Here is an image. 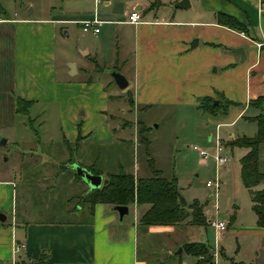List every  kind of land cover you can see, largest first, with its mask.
Segmentation results:
<instances>
[{
	"label": "crops",
	"instance_id": "obj_1",
	"mask_svg": "<svg viewBox=\"0 0 264 264\" xmlns=\"http://www.w3.org/2000/svg\"><path fill=\"white\" fill-rule=\"evenodd\" d=\"M88 1L93 9L86 6ZM178 1L180 0H174L173 3ZM190 3L191 6L187 9L172 7L168 10L161 7L164 4L162 0H103L99 3L96 0H63L64 7L61 10L55 11L53 7L50 14L38 16H35L36 6H30L28 3L24 10L25 3L22 0L17 3L18 12H15L14 16L0 3V64L3 59L7 61V72L3 77L0 75V85L5 87L8 76V87L12 94L7 103L8 116L14 118L22 112L16 109L17 103L24 102L27 105L29 102V109L34 110L38 104L55 100L53 92L64 88L70 91L73 87H83L84 91H95L100 87L105 93V100H110L105 88L109 83L98 80L95 75L104 69H115L127 78V87L133 84L138 90L141 89L134 104L130 102L131 113L136 103L140 102L139 99L149 107L153 103L152 97L156 95L168 97L164 101L175 102L177 97L184 98L187 94L191 102L196 99L197 107L199 99L203 97L215 99L220 96L223 100L232 101L233 105L228 107V116L211 114L217 117L215 119L218 127L234 125L242 118L255 121L253 118L260 113L247 115V112L252 109L260 111L261 108L252 106L251 101L264 95V0H190ZM134 10L141 14L139 24L128 22L129 14ZM218 12L234 16L247 26V30L240 31L218 23ZM94 18L101 21L100 31L85 32L81 21ZM70 26H74L71 28L78 33L83 31L86 35H91L97 44L93 50L80 49L81 63L69 62L66 70L68 77L61 79L57 64L59 32L65 30V35L70 36L73 30ZM195 40L197 46L192 48L191 44ZM213 45L242 47L245 49V60L241 61L239 54L225 53V46L222 50L214 49ZM71 64L75 65L74 69L70 67ZM215 64L224 69L220 76L211 71L212 74L209 73ZM219 67L215 70L216 73L219 72ZM80 73L91 76L82 79L83 83H74L70 77H77ZM115 84L117 85L116 82ZM240 86L243 87L241 92L238 91L242 107L238 108L237 98L231 94L233 88L230 89V94L223 88ZM215 101L219 103L220 100ZM29 109L27 113L30 112ZM107 111L102 113L111 136L105 141L110 142L116 137V131L123 132L126 128L123 129L120 125L119 130L117 127L112 129L108 119L112 116H107ZM121 112L123 115L129 113L127 106H123ZM230 112L232 115H229ZM232 116L233 120H229ZM146 127L147 130L150 129L147 125ZM135 130H138L137 127ZM80 135L83 137L81 141L84 148L91 142H101L94 139L91 141V133L81 134L79 128L76 136L69 137L65 133L66 149L72 152V145L77 143ZM229 136H233V133L230 132ZM237 138L233 137L232 140ZM66 141L73 148H69L65 144ZM235 148H232L233 151ZM247 152L248 149L242 157ZM75 161L85 166L96 162L84 164V160L80 158ZM203 162H208V159H203ZM235 169L238 171L237 177L241 186V162L235 164ZM64 174H55L54 178L60 180ZM75 178L67 182V190L61 195H58V191L62 185L57 182L44 187L40 185V180L35 183L34 178V182L31 180L33 183L25 185L26 189L21 191L19 178L8 179L5 175L0 178V211L9 204L8 201L5 202L7 195V199L11 196L8 210L12 212L11 223L0 224V263L12 264L15 261L16 264H138V232L131 230L130 238L122 235L125 228L118 223V211H106V207L112 205L99 203L92 214L84 205H77L74 210L69 207L75 198L80 194L83 196L86 190L84 187L83 191L80 189L78 193L73 192L75 187L82 188L86 184L83 179ZM19 193L18 208L13 196L16 194L19 198ZM140 211L142 213L143 210ZM204 213L209 223L211 217L205 205ZM84 214L87 217L84 218ZM137 216L139 225L142 215ZM7 218L0 221L5 223ZM250 229L247 231L253 235L260 234L264 237V228L258 225V218L257 226ZM199 241L206 243L204 240ZM16 243L25 245L18 254H15ZM219 249L222 252L220 245ZM223 255L230 260L226 252H223ZM197 260L195 257V260L188 264H194ZM232 260L234 259L230 261ZM220 263L218 260L217 264ZM249 263L258 264L255 260Z\"/></svg>",
	"mask_w": 264,
	"mask_h": 264
},
{
	"label": "rangeland",
	"instance_id": "obj_2",
	"mask_svg": "<svg viewBox=\"0 0 264 264\" xmlns=\"http://www.w3.org/2000/svg\"><path fill=\"white\" fill-rule=\"evenodd\" d=\"M22 1L25 3L24 10L28 3L30 6H36L35 16L50 14L53 7L55 11L64 7L63 0ZM162 1L164 4L161 7L168 10L175 7L177 3H173L174 0ZM18 2L19 0H0L1 5L8 10L11 16L18 12ZM86 6L93 9L90 1L86 3ZM27 11H29V8H27ZM71 27L74 26H70V29H73ZM96 44L97 41L83 31L78 33L73 29L70 36L65 35V30L60 31L57 50L59 77L61 79L68 77L66 70L69 62L81 63L82 54L80 49L87 50V48H91L93 50ZM213 46L214 49L221 48L222 50L225 46V50H223L225 53L229 55L234 53L230 50L233 47L227 48L226 45ZM215 60H218V58H215ZM87 61L85 63L89 64ZM1 64L0 75L3 77L7 72V61L3 59ZM218 67L219 65L215 64L211 67L209 73L213 72V74L220 76L224 69L219 67V72L216 73L215 70ZM90 76L91 74L80 73L79 76L70 78L75 81L74 83L79 84L83 83L82 79ZM237 76L241 81L240 74ZM95 77L107 84L109 83L108 87H105L110 96L109 101L105 100V93L102 90L103 88L100 89V87H97L95 91H84L83 87H73L70 91L64 88L53 92L52 96L55 100L52 102L38 104L34 110L29 109L31 113L17 112L18 115L10 118L7 114V103L12 94L10 87H8L9 78L7 76L5 87L0 85V178L3 175L8 179L19 178L21 191L26 189L25 185H31L34 178L35 183L40 180V185L44 187L57 182L60 186L62 185L58 191V195H61L65 194L67 190V182L77 177L75 171L69 168V162L72 164L78 163L79 161L76 162L75 160H79V158L84 160V164L97 161L98 165L103 168L104 179L107 174L119 172L121 168L139 178L152 176L149 167V159L152 158L155 168L161 171L163 176L169 179L177 177L181 194L188 203L195 200L201 201L206 206L208 215L211 218L218 215V217L224 219L228 223V229L218 236L211 225L205 228L193 227L186 223L174 226L138 225L137 214L142 215L149 205L142 206V209L131 206L132 210L123 218L119 217L120 215L118 216V223L125 228L124 234H122L124 236L130 238L131 230H135V233L138 232V264L193 262L195 260L194 256L187 253L178 254L179 249L183 247L182 243L192 240H204L213 252L216 245H220L222 252H220L218 260L221 263L234 259L246 263L255 260L258 264H264V237L260 234L253 235L252 232L247 231L251 230L252 226H257V216L253 210L251 194L245 186L239 185L238 171L234 170L235 164L240 163V159L247 149L232 145V142L236 140H232L233 137H255L258 131L257 122L242 118L234 125H220L218 127L217 119H215L217 117L203 111L199 106L197 107L195 104L196 99H192L191 102L187 94L184 98L177 97L175 102L164 101L168 99L166 96H153V103L149 107H147V103L139 99L140 102L136 103L131 113L130 107L132 105H130V102L135 100L141 89L138 90L133 84L131 87L121 89L115 84V80L107 69L101 70L100 74L95 75ZM231 88H233L231 94L237 98L238 105L236 106L238 108L242 107L239 92L242 91L243 87H225L223 89L227 94H230ZM215 99H219V102L223 105L227 102L220 96ZM123 106H127L129 113L123 115L121 112ZM15 107L17 110H23L26 104L24 102L17 103ZM104 110H108L107 116H112V118H108L112 129L117 127V130H119L120 125H123L126 121V130L123 132L116 131V137L114 136V139L110 142L105 141L111 136L107 126L108 123L102 113ZM261 110L264 112V104L261 106ZM261 110H249L247 115L260 113ZM227 113L228 111L222 114L218 112L220 117L222 115L228 116ZM229 115H232V113L230 112ZM119 118L122 120H119ZM233 118L232 116L229 120H233ZM145 124L150 128L146 131L145 136L148 139L146 140V143H149L148 146L140 139V128L142 125L146 127ZM136 127L139 131L135 130ZM79 128L81 134L83 132L91 133L89 138L91 141L94 139L101 142H91L90 145H86V148H84V143L80 141L78 146L70 152L64 145V135L66 133L69 137L76 136L79 133ZM230 132L233 133V136H229ZM217 135L228 146L227 151L230 162L220 168L222 185L216 200L212 197L214 190L206 185L207 181L217 178L216 163L212 157L204 163V158L194 148L198 147L213 152L214 140ZM4 139L6 143L3 142ZM72 146L71 148H73ZM229 146L231 149H229ZM234 147L236 148L233 151L232 148ZM260 162L261 169L264 171V144L261 145ZM138 167L140 168L139 173L137 171ZM62 173H65L62 179L57 180L54 178L55 174L60 176ZM84 187L86 190L83 196H85L88 193V184H84L82 188L75 187L73 192L78 193L80 189L83 191ZM257 189H264V182ZM80 196L81 194L75 198L73 204L69 205L73 210L77 205L83 203V200H81L83 196ZM16 197L15 194L13 200L15 205L17 202L19 208L20 193L19 198ZM6 201L10 204L11 196L7 199V195H5ZM8 206L0 211L8 217L5 223L0 221V224L8 225L11 223L12 212L8 210ZM85 207L89 210L88 205ZM140 210H143L142 213ZM106 211L116 212L117 210L112 206H107ZM84 215V218L87 217L86 214ZM223 252L230 256V260L224 257ZM18 258L20 259V257Z\"/></svg>",
	"mask_w": 264,
	"mask_h": 264
},
{
	"label": "trees",
	"instance_id": "obj_3",
	"mask_svg": "<svg viewBox=\"0 0 264 264\" xmlns=\"http://www.w3.org/2000/svg\"><path fill=\"white\" fill-rule=\"evenodd\" d=\"M218 23L228 26L230 28L246 31L247 26L240 22L234 16L229 14L218 12ZM134 104V100L131 101ZM228 104L222 103L215 104L213 97H203L199 99V108L205 112L213 115H217L218 112H225L228 110L232 101H227ZM29 102L22 112H28ZM264 104V95L251 101V105L257 108H261ZM222 110V111H221ZM221 111V112H220ZM258 125V131L255 137L243 136L232 142L233 146L245 147L248 152L241 158V180L243 185L250 191L251 200L253 203V210L258 218V225L264 228V189H257V187L264 182V171L261 169L260 162V149L264 144V112L261 110L260 114L253 118ZM126 121H124L122 128H126ZM116 131V130H115ZM147 128L143 125L140 128V139L147 146L148 140L146 136ZM83 139L80 135L77 141L78 143ZM65 144L71 148L68 141ZM76 144L73 146L76 147ZM70 164V163H69ZM95 175L104 176V171L97 161L91 166H85ZM67 167V166H66ZM149 167L152 172L150 177H135V175L121 170L115 173H109L106 175L103 184L99 188L88 189V193L81 198L83 203L88 205L90 213H94L95 206L99 203L110 204L114 206H128L133 205L138 207L149 205V207L143 212L140 225L158 226V225H181L183 223L193 226H208V218L204 213V205L195 200L192 203H188L183 197L180 191L177 177L166 178L162 175V172L155 168L154 160L149 159ZM68 168V167H67ZM69 169V168H68ZM76 176L82 179L76 172ZM183 252L189 255H193L198 258L194 264H217L213 255L211 247L200 241H191L183 244ZM159 264H167L160 262ZM175 264H188L185 262H178ZM220 264H255L236 262L234 260Z\"/></svg>",
	"mask_w": 264,
	"mask_h": 264
},
{
	"label": "built area",
	"instance_id": "obj_4",
	"mask_svg": "<svg viewBox=\"0 0 264 264\" xmlns=\"http://www.w3.org/2000/svg\"><path fill=\"white\" fill-rule=\"evenodd\" d=\"M103 0H96L97 3L101 2ZM128 22L131 24H139L141 22V14L139 11L134 10L129 14ZM101 21L98 18L89 19V20H83L81 21V24L83 26V30L85 32L93 31L94 33H98L100 31L99 25ZM196 151L199 152V154L206 160L212 157L216 163L217 166V178L215 180H209L207 181L206 185L210 189L214 190L213 198H218L219 192L221 189V176H220V168L229 164L230 162V156L227 151V146L224 144V142L221 140L219 135L216 136V139L214 140V151L210 152L207 149H201L198 147L194 148ZM209 223L212 227H214L216 233L218 236H220L222 233L226 232L228 229V223L222 219L221 217H218V215L214 218H210ZM25 248L24 244H15V254H18L21 249ZM215 261L217 263L218 258L220 256V249L218 244L215 247V251L213 252ZM12 264H16L15 261H13Z\"/></svg>",
	"mask_w": 264,
	"mask_h": 264
},
{
	"label": "water",
	"instance_id": "obj_5",
	"mask_svg": "<svg viewBox=\"0 0 264 264\" xmlns=\"http://www.w3.org/2000/svg\"><path fill=\"white\" fill-rule=\"evenodd\" d=\"M190 6H191L190 0H180L175 4V7L182 8V9H187ZM196 46H197V40H195L191 44L192 48H195ZM230 50L236 54H239L241 56V61L245 60L246 55H245L244 48L233 47ZM70 67L74 69L75 65L71 64ZM108 72L112 75L113 79L115 80V82L121 89L127 88V86L129 85V82L127 78L120 71L114 69V70H109ZM215 104H218V101H215ZM3 142L6 143V140L4 139ZM69 168L74 170L84 180V182L89 185L90 190L99 188L102 186L103 176L95 175L90 170H88L86 167H83L78 163L69 164ZM115 210L118 211L121 218H123L126 214L130 212V208L128 206H116ZM6 218L7 216L4 213H0L1 221H5ZM182 253H183V248H180L178 251V254H182Z\"/></svg>",
	"mask_w": 264,
	"mask_h": 264
}]
</instances>
